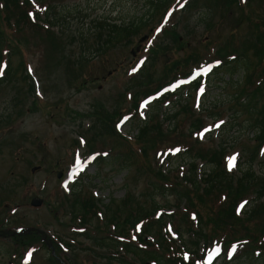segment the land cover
Masks as SVG:
<instances>
[{"label":"rangeland","instance_id":"1","mask_svg":"<svg viewBox=\"0 0 264 264\" xmlns=\"http://www.w3.org/2000/svg\"><path fill=\"white\" fill-rule=\"evenodd\" d=\"M149 1L151 0H42L38 2L42 6L39 8L41 15L47 7L53 6L54 11L50 17L57 13V25L60 22L61 28L69 29L59 37L55 33L47 34L44 29H39L38 33L27 29V34L19 37V43L14 40L12 30L16 21L12 19L10 30L7 24H2L0 20L2 36L5 35L12 41L8 48L0 51L3 59L0 64L2 69L0 77L5 75L3 66L9 67L7 75L2 77V80L4 78L5 80L0 81V232H9L11 235L16 228L40 230L50 245L49 248L43 246L41 236L31 235L34 231L27 232L28 236L17 234L5 238L0 236V264H111L108 259H100L101 253H105V250L97 248L93 243L94 236H100L99 232L95 231V234L94 231H90L88 236H82V228L85 229L84 225L90 222L88 216L80 223L72 218L71 205L68 201L71 194L65 192L75 190L77 185L82 197L93 196L94 192L95 197L103 200L104 204L110 203L111 199L116 200L117 202L111 205L116 221L118 217L120 221L127 220L132 210L136 209H144L151 213L154 209L153 203L162 213L173 211L176 196L172 193L164 195L163 185L160 190L155 191L151 183H146V176L143 175L146 171L143 173L137 170L139 166L137 164L143 159L131 156L129 164L127 163L130 168L127 170L123 160L107 166L102 157L87 154L88 143L96 142L97 138L105 141H98L101 143L108 140V136L101 135L94 124L96 119L92 115L101 110L111 115L118 109L119 111L129 109L131 102L124 99L125 94L123 98V91L127 90L128 86L132 95L133 93L139 95L145 90L133 89L135 82L130 81L129 75L136 73L147 60V56L149 57V53L142 50L149 44L155 45L162 40L163 46L170 47L167 53L160 56L151 66L148 65L150 59L148 60L149 67L143 78L138 77L139 73L133 77L135 81L153 78L155 81L152 86L156 85L159 79H167L163 76L166 69L171 68V63L175 60L185 58L190 51L206 57L208 53L225 45L230 48L239 46L247 48L248 45H252L255 42L252 31L255 26L251 27L250 22L255 24L259 18L264 17V0H242L240 4L229 7L222 4L221 0H168L166 5L159 7L156 12L152 11L153 15L147 18V25L135 33L129 43L117 45L103 55L99 54L89 64L87 61L77 60L82 54V46L88 45L90 48L94 46L95 40L93 41V34L89 31L93 27V21L118 25L129 23L149 14L152 8ZM11 8V3H7L8 13L13 10ZM10 16L13 17V14ZM65 16L68 18L66 17V21L63 22ZM162 27H165L164 31L174 28V32L164 36V32H161ZM82 31L84 36L89 34L86 45L79 41L78 34ZM71 35L75 38L72 43L69 39ZM144 37L147 41L141 43ZM174 39L184 43L182 46L185 48L178 50L173 44ZM138 45L141 46V50L133 56L135 50L139 48L136 49ZM35 47L40 50L33 51ZM246 50L250 59H253V52ZM89 54L86 52L87 56ZM226 68L229 69L228 66L218 68L212 63L211 72L205 74V77L209 78L207 84L202 83L198 92H189L185 87L181 98L175 96L169 103L158 105L161 114L159 118L164 117V114L168 116L177 112L179 114L171 122L164 121L163 129L159 131L158 124L149 127L144 140L151 136L155 148L147 151L142 162L157 169V163H161L162 168L174 171L170 173L173 182L190 187L188 183H183L185 177H192L199 182L215 166L207 163L206 159V162L196 161L193 167L192 155L187 152L191 151L193 154L194 151L201 154L213 152L216 145L221 143L224 151H227V156L224 159L225 165H220L219 169L231 173H228L232 184L230 191L235 193L238 190L241 195L238 201H242L235 214L243 217L247 229L232 230V234L248 238L247 236H252V233L261 234L264 227V146L259 149L256 139H252L250 122L252 123L255 117L248 114L246 109L238 107L236 99L232 101L238 86L233 82L244 74L241 69L238 70L231 78L232 82H229ZM206 71L207 69H204L202 73ZM221 74H224V81L216 79V76ZM201 88L203 92L200 91ZM189 94L191 96L188 97ZM186 102L190 107L194 104L198 111L205 112L196 116L180 110L181 105ZM153 107L154 104L151 102L146 108L139 106L137 110L139 120L135 118L138 120L135 122L129 119L123 125L121 122L124 121V117L131 118L130 115L133 114L122 113L123 119L121 118L118 131L127 134L128 138H133L137 133L132 126L138 125L146 113L148 115L149 112H153ZM197 118L207 123L205 126L207 132L201 135V140L204 141L210 135L215 141L207 148L189 141L188 129ZM213 122L215 123L212 124ZM222 124L225 125L220 127ZM172 127L178 132L175 134L165 132ZM110 138L115 145V137ZM98 142L95 149L99 145ZM182 147L188 149L184 151ZM116 148H122V145L118 144ZM104 150H109V155L113 153L110 146ZM166 150L170 152L167 153ZM233 157L235 160L230 163ZM250 157L253 158V162L246 160ZM246 170L251 172L255 179L250 184H244L246 181L241 179L243 184L237 185L236 180H239ZM58 172L62 173L60 177H57ZM192 178L189 180H193ZM225 184L211 190L212 192L204 198V206L195 200L196 207L192 210L198 212V216L218 211L221 204L228 202L230 196H234L222 189ZM219 193L225 194L227 198L217 205ZM125 195L127 198L130 195L131 200L123 207L121 203L124 202L122 198ZM34 197L41 199L44 205L31 207L29 202ZM186 207L189 208L187 204ZM251 208H257L261 215L247 220L244 213ZM183 209L185 205L181 206V212H184ZM117 211L121 215L117 214ZM160 215L161 212H158L156 217ZM176 215L177 213L170 218L165 217V221L168 222L170 219L173 225L178 224L179 219ZM104 216L105 213H102L101 218L92 217V225L88 223L90 225L87 229L95 230L94 227L100 229L101 224L105 222ZM194 220V228L198 230L199 218L196 217ZM72 227L78 228V234L72 232ZM109 230L108 227L103 228L106 233H109ZM204 231L207 232V228ZM142 234L143 230L141 237L144 239L145 236ZM149 238L155 241L154 232L146 240ZM180 239L188 247L194 237L185 233L183 229L180 232ZM249 239L250 243L232 245L216 264H260L254 251L261 250V247L255 248L252 244L254 240ZM201 251L200 249L198 253ZM52 252L54 257L51 255ZM128 257L133 262L136 259L131 255ZM166 264L174 263L167 260Z\"/></svg>","mask_w":264,"mask_h":264},{"label":"trees","instance_id":"2","mask_svg":"<svg viewBox=\"0 0 264 264\" xmlns=\"http://www.w3.org/2000/svg\"><path fill=\"white\" fill-rule=\"evenodd\" d=\"M168 0H153L149 1L151 10L148 12L149 14L145 17H141L139 19H134L133 21L118 25L117 23H108L106 22H94L93 21V27H91L90 34L92 35V39L94 41V46L90 48V46L86 45L88 44V36H84V32L82 31L80 34H78L79 41L82 42V44L86 46H82V54L77 58L79 62L87 61L90 63L94 60L96 56L99 54H104L110 50H113L114 47L117 45H125L126 43H129L130 38L134 37L135 33L142 30L147 24V18L152 16L153 12L158 10V8L163 7V5H166ZM170 1V0H169ZM222 4H224L226 7H229L231 5H238L241 3V0H221ZM1 7H0V20L2 21V24H7L9 27L8 29L11 30L10 25L12 24V19L16 21L14 30V40L19 43V37H24L25 34H27V29L31 30V32L36 31L38 33L39 29L46 30V33L56 34L57 37L59 35H63L67 32L69 28H61V23L59 22V25H57L58 19L56 18L57 15L54 14L53 18L50 17L53 7L50 6L47 13H44L43 16H40L35 10L34 5L32 4L31 0H0ZM7 3H11V9L8 13ZM35 13L36 22L32 21L31 17H29V14ZM10 14H13V17L10 16ZM34 15V14H33ZM66 17H63V22L66 21ZM56 19V20H53ZM260 20H257L255 24L251 21V27H254L252 29L253 35L255 38V42L252 45H248L247 48L239 46V47H233L231 41H229V46H224L222 48H219L215 51H212L210 54L206 57H204L203 54H199L197 52L190 51V53L186 54L185 58H180L179 60H175L173 63H171V68L166 69L163 76H167L168 73H176L178 69L184 70L187 67L192 66H201V63H209L212 61H218L224 64L231 65L228 66L229 71L231 75L233 74L232 71L235 69H242L243 70V77L236 80L235 84H237V92L236 97L241 98L245 100V103H239V106L242 108H245L248 114H252L255 118L254 121L251 124V127H255L257 129H254V139H256V142H258V147L264 144V17L259 18ZM62 22V23H63ZM41 23H44L48 25V27L44 28ZM68 24V23H67ZM55 30L57 32H55ZM164 36L166 34H172L174 32V28H171L167 31H164ZM70 43H72L75 38L73 35L70 36ZM163 41L161 40L155 45H151V47L148 48L149 58L150 59L148 65L151 66L160 56H163L167 53V51L170 49L167 48V46L162 45ZM6 45L12 44V41L7 38L5 35L2 36L0 32V49L5 47ZM173 44L176 45V48L179 50L181 48H185L182 46L183 44L178 42L177 39H174ZM241 47V48H240ZM94 48V49H93ZM251 50L253 52V59H250L249 53L247 50ZM87 53H90L88 56ZM46 57L44 59L46 60ZM233 60V61H231ZM2 58L0 54V64H1ZM231 61V62H228ZM148 62V61H147ZM231 63V64H230ZM238 64L237 66L234 64ZM147 64L139 71L138 77L143 78L144 72L147 71V67H149ZM240 66V67H239ZM9 70V67L5 70V75H7ZM24 73V71H23ZM4 75V76H5ZM164 77V78H165ZM161 78V77H160ZM130 81L133 83L135 82V85L132 87L134 88H140L145 89L140 95L142 96H149L151 94H154L159 91V88L164 85L162 82L163 79H159V81L156 83V85L152 86L155 79L148 78V80L144 81H135L132 75H129ZM2 78H0V81ZM5 78L2 80L4 81ZM165 81V80H164ZM130 82V83H131ZM127 90H124L123 93L127 96L129 93V86L127 87ZM137 93H133V104L136 106L137 103ZM258 105V106H257ZM186 110V109H185ZM119 111V109H118ZM112 112L111 115H109L105 110H101L98 112H95L92 116L96 119L94 124L98 127V129L101 132V135H104L105 137L108 136V140L106 143H101L105 141H101L97 138L96 142H98L99 145H97L96 148V142H93L92 144L88 143L86 146L88 148L89 153L98 152L99 154H102L104 149H106L107 146L111 147V150L113 149L115 152L114 158H109L103 162H105V165L111 166L112 163H117L120 160H123V163H125V168L128 170L130 168L129 160L131 156H137L141 159H145V156L147 155V151L154 149L155 144L152 143L153 140L151 139V136L147 138L148 142H145L147 140H144V137L147 136V132L150 126H153L154 120L157 119L156 115L152 116V120L150 121L151 124H145L144 127L139 128V137L133 141L127 140L125 137H123L121 134L116 133V121L117 117L119 116V112ZM179 113H175L172 115L171 118H176ZM170 118V119H171ZM115 120V121H114ZM158 124H160L158 122ZM149 125V126H148ZM199 126V125H198ZM197 126V127H198ZM195 127V128H197ZM173 134L177 133V131H172ZM161 134V133H159ZM110 137H115V145L113 144V141ZM183 138V137H181ZM156 141V140H155ZM189 141L190 138H189ZM195 145H199L198 142H193ZM123 144V148H116V145ZM194 145V146H195ZM125 147V148H124ZM188 149V147H187ZM222 151V149H221ZM216 150H213V152H207L205 154H201L200 152L194 151L195 153L189 151L187 153L191 154L192 157L200 158L203 160L208 159L207 161L214 164L215 168H212L210 170V173L206 175L205 178H202L199 182L197 180H194L192 177H185V183H188V186L180 184L178 182H173L172 175L170 173H173L174 171H168V172H162L161 169L154 168L152 165L145 164L141 160L139 164H137V170L139 172H145L143 174L146 176V183H151L150 185L155 189V191L160 190L163 186V194L168 195L172 193L173 196H176V202L174 204L175 212L172 213L176 215V218H178V224L173 225L172 221L169 219L170 223L172 224L170 226L171 230H168L165 224V217L166 215H161L157 219H153L154 211L158 209V206L153 203V210H151V213H148L147 211H144V209H136L132 210L130 218L122 219L120 221V218L118 217V221L114 219V210L111 209V205L117 202L114 199L110 200V203L108 205L103 206L104 207V213H105V221L106 225H111L113 222L116 226L117 232H119L122 235H133L136 231V226L138 224H143L142 229L143 230V236H150L152 232H154L155 242L147 241L143 239L141 236H138L139 243L144 248H138L140 250H135L131 245H127V243L123 245H119L124 251V254L121 255L117 252L118 257L107 255L106 253H101V258H107L108 260H115L119 264H135L130 258L126 256V254L130 255H138V263L139 264H151L150 262H154L155 264H166V261L169 260L170 262H173L174 264H194L197 261L202 259V255H198L199 249L203 247V249L209 248L211 245L219 244V246L224 249L223 254L226 253V251L232 246V245H240V244H246L250 243V239H253L254 247L257 248L261 247V250H264V227L261 234H255L252 233V236L242 237L240 235H233L232 230H239V229H246L244 226L243 217L240 218V216L235 214V210L237 207V204L240 202L238 201L240 196L239 191L236 190L235 193H231L232 184L231 178L227 176V174L223 171V169H219L221 162V154L223 152ZM248 161L253 162V158L250 157ZM128 163V164H127ZM214 176V177H213ZM150 177V178H149ZM193 180H189V179ZM188 179V180H186ZM245 180L244 184H250L251 181L255 179V176L246 170L241 178L239 180H236L237 185L243 184L242 180ZM228 182V183H227ZM225 184V187L222 188L227 192V194H233L234 196H230L228 202L223 203L227 196L225 194L219 193L218 199L216 201V204H221L218 211H213L208 215L198 216V212H195L194 209L196 206L194 204V201H198L199 205L204 206V198L207 197L212 191V189H218L219 186H223L222 184ZM163 185V186H162ZM77 190V188L75 189ZM159 194V192H158ZM124 200L121 205L125 207L127 203H130V195H125L123 198ZM122 200V201H123ZM68 201L71 205V214L72 218L76 221H83L86 216L90 217H97V214L99 215L102 201L97 200L93 196H86L82 197L80 193L77 191H73L70 198H68ZM121 201V202H122ZM154 199H152V202ZM186 204L189 208L186 207ZM185 205V209H183L184 212H181V206ZM122 209V207H120ZM189 210V211H188ZM130 211V209L128 210ZM153 211V212H152ZM258 211L257 208H251L249 211L245 212L247 220H252L253 218L258 217L261 215V213L255 212ZM264 211V210H263ZM137 212V215H136ZM106 213H108V216H106ZM153 213V214H152ZM117 214H120V212L117 211ZM194 215L195 219L196 217L199 218L197 220V223L199 222V229L194 228L195 220L192 219L190 215ZM133 215V216H132ZM167 218H170V216H167ZM90 220V219H89ZM149 222V223H148ZM147 223V224H146ZM186 225V226H185ZM197 227V226H196ZM203 227V228H202ZM207 228V232L204 231L205 228ZM187 228V229H185ZM184 229L185 233H189L192 237H194V240H191L188 247L185 244V242H182L180 239V232ZM247 230V229H246ZM156 233V234H155ZM35 236L34 234H32ZM88 236V235H87ZM30 237V236H29ZM38 237V236H35ZM33 238V237H31ZM210 238V239H209ZM208 239V240H207ZM94 243L98 247H103L106 249H114L117 247V243L105 241V239H94ZM253 247V245H252ZM260 249H258L256 252L257 255V262L260 264H264V251L263 254ZM253 252V251H252ZM252 252L250 253L252 256ZM184 255L193 256L194 259L190 258L188 262L182 261V257ZM246 257H250L248 254H244ZM248 257V258H249ZM55 260V259H54Z\"/></svg>","mask_w":264,"mask_h":264},{"label":"water","instance_id":"3","mask_svg":"<svg viewBox=\"0 0 264 264\" xmlns=\"http://www.w3.org/2000/svg\"><path fill=\"white\" fill-rule=\"evenodd\" d=\"M59 176H60V174H58V177ZM30 203L34 207V206H41L43 202L40 199L34 198L33 200L30 201Z\"/></svg>","mask_w":264,"mask_h":264},{"label":"snow or ice","instance_id":"4","mask_svg":"<svg viewBox=\"0 0 264 264\" xmlns=\"http://www.w3.org/2000/svg\"><path fill=\"white\" fill-rule=\"evenodd\" d=\"M181 6H183V5H181ZM0 71H2V69H0ZM133 71H135V69H133ZM201 92H203V88H201V90H200ZM222 123V122H221ZM219 125H217V127H218ZM235 160V157H233V158H231V161H230V163H232L233 161ZM241 207H243V205H241ZM235 250V246L233 247V251ZM214 251L216 252V253H218L219 252V249L217 248V249H214Z\"/></svg>","mask_w":264,"mask_h":264}]
</instances>
